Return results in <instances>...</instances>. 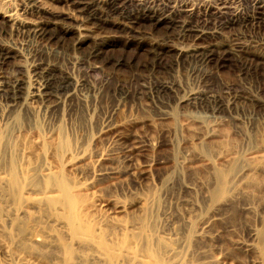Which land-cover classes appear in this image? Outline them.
Returning <instances> with one entry per match:
<instances>
[{
	"label": "rangeland",
	"instance_id": "rangeland-1",
	"mask_svg": "<svg viewBox=\"0 0 264 264\" xmlns=\"http://www.w3.org/2000/svg\"><path fill=\"white\" fill-rule=\"evenodd\" d=\"M17 1L11 9L20 14L25 0ZM105 1L92 0L93 9L103 11ZM173 1L118 0L114 7L123 18L149 8L184 10L182 0ZM189 2L192 16L176 12L175 25L190 17L214 31L255 12V0ZM47 6L52 16L43 20L57 16L60 23L51 38L0 30V48L16 52L0 67V81L20 82L26 93L34 73L49 68L74 88L58 105L26 97L15 108L0 107V264H264L248 249L254 230L264 229V170L248 173L264 150L262 26L250 20L212 39L228 55L216 67L174 40L158 48L166 26L142 24L132 36L116 16L118 24L82 32L69 0ZM96 47L100 58L91 55ZM160 85L167 91H156ZM211 96L231 109L214 110L205 103ZM231 168L235 174L246 168L247 187L218 207L216 172ZM61 180L69 184L79 224L95 228L108 250L130 251L139 262L79 247L66 232L70 209Z\"/></svg>",
	"mask_w": 264,
	"mask_h": 264
},
{
	"label": "bare ground",
	"instance_id": "bare-ground-1",
	"mask_svg": "<svg viewBox=\"0 0 264 264\" xmlns=\"http://www.w3.org/2000/svg\"><path fill=\"white\" fill-rule=\"evenodd\" d=\"M16 1L17 0H0V30L6 35L7 33L11 34V32L13 31H15L16 34V31H20L23 33V31L25 30L30 31L29 29H31L32 33L38 37L40 36L44 38L46 37L51 38L53 36L52 30L55 28L54 26H58L60 25V23H58L57 16L56 17L53 16L52 20H46V21L43 20V17L45 15L46 17L52 16V10H50L49 6H47V2L49 1L54 2L59 0H25V2L22 1L24 2V5H22L23 7H20L22 8L20 14L17 11L13 10L14 8L11 9L12 8L11 6L15 4ZM116 1L118 0H106L104 4V9L102 8L103 11H100L101 8H99L100 9L99 11H96L95 9H93V7H95L96 5L92 3V0H69L70 7H72L73 11L75 12L76 19L79 20L78 21L79 24L78 27H76V29L82 32L89 31L91 29H103L105 28L107 23H111L114 25L118 24L117 21L114 20L116 16L117 17L120 16L121 21H125V23L123 24L125 28L124 27L123 28L124 30H127L128 33L132 34V36L140 34L135 29H137L136 27H141L142 24H146L150 28L155 26H166L165 37L161 41L162 44L161 45L158 44L159 45L158 48L167 46L166 43H168V41L174 40L176 42H179L180 44L186 45L187 53L191 54L194 57H198L201 61L212 63L216 67H220L222 65L224 66L225 59L226 58L228 59L226 49L223 46L221 47L220 44L212 43L211 41L212 39H215L218 36H220L222 31L229 30L231 27L234 26L243 28L244 26H248L250 20H252V22H256L259 26L261 25L264 30V19L258 17L260 16L261 13L260 9H262V6H260L262 4L261 0H255L254 2L255 12L254 15L251 17V19H248V21L244 19L243 21L241 20L239 21L238 19L236 20L230 19L221 23L219 28L214 29V31H211V29L207 27L208 24L204 20L203 21L202 20L200 21L199 19L192 20L190 18L192 16V11L195 4L194 5L189 4L191 3L189 2V0H182L183 3L182 6L184 7L183 11H179V8L176 9L175 6H173L171 11L167 10V13L165 12L157 13L156 9L153 10L152 8H149L150 6L149 7L144 6L145 8H149V9H144L142 13L138 14L135 17H133L132 15V17L127 16L126 18H123L126 15L121 16V14H119L120 10L115 8L116 6L114 7V3ZM142 1L144 3H147L149 0H142ZM167 2L175 3V1L173 0H167ZM96 9H98V7ZM205 9L206 10L204 11L206 13L211 11L210 7H207ZM176 12H184V13L186 12L188 13L187 15H189L190 17L188 20L176 21L177 24L175 25L174 20L179 18L176 16ZM46 17L44 18L46 19ZM62 17L65 19H71L68 14L63 15ZM61 27L66 33L70 30V27L68 26L63 25ZM83 40H84V36L83 34H81V39L79 40V43L81 44ZM1 46L2 45H0V47ZM100 50H102V48L96 47L95 49L92 50L91 55H93V57L95 58H100L101 57V52H99ZM240 52H241L240 49H230L229 54L236 55ZM15 53L16 52L14 51L13 48L10 47L0 48V67L2 68L5 65L9 64L8 62L9 60H15V56H16ZM167 89L168 88L166 86L160 85L159 87H157L156 91L166 92ZM26 90L27 87L22 83L20 84V82L15 84V82L12 81L10 82L0 81V107L15 108V106L19 103L24 104V102L26 101L25 99L26 97L34 100L40 99L41 101L51 102L53 105H58L62 102L64 98H67L71 95V92L74 90V88L70 84L69 80L66 77H64L62 74L55 73L53 69L43 68V69H38L34 73V79H33V84L31 86V90L25 93ZM212 97L214 96H211L210 99L206 98L205 103L208 104L212 103L214 110L227 111L231 109L230 103L223 104V102L220 101L219 99ZM201 99L202 98H196V97L191 98V100H196V101L197 100L201 101ZM260 170H264V150L257 156L256 162H254L253 165L249 166L248 173L250 171V175H256ZM244 171H246V168H242L237 174L231 173L232 168L226 172H216L217 174L216 176L218 180V189L214 195L215 201H217L215 203L216 206L218 207L220 205L228 206L232 204L236 196L242 195L244 193L243 190L246 189L248 182V177H247L248 175L247 174L241 175L244 173ZM229 176L232 177L231 182L235 181V183L232 185L230 191L228 192V190L226 189V184H227V178ZM60 188L63 193L62 197L65 199V202L68 203V207L70 209L69 218H68L69 227H67L66 232L67 234H69V228H70L71 237L72 238L78 237V239L80 240L79 247L88 251L90 249L91 251H93L95 255H98L99 257H103L104 259H108L109 257L111 260L117 261V259L119 258H126L131 262H135V263L139 262L138 260L135 259L134 254L131 253L130 251L119 250L118 252H112L108 250L101 242L100 238L97 235H94L95 228L93 229L92 227H86L79 224L78 215L76 216V212H75L76 209L75 207H73L74 206L73 201L70 199L69 184L64 180H61ZM13 192L15 191L13 190ZM30 203L32 205H36L38 202L31 201ZM71 209H73L72 213H71ZM247 209L250 210L252 208L247 207ZM262 221L264 224V218ZM254 238H255V243L250 244L248 246V249L254 253L261 254L264 257V229H260L258 231L254 230ZM147 242L148 239L145 238L144 244ZM69 252L71 253V249L69 250Z\"/></svg>",
	"mask_w": 264,
	"mask_h": 264
}]
</instances>
